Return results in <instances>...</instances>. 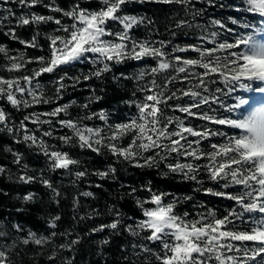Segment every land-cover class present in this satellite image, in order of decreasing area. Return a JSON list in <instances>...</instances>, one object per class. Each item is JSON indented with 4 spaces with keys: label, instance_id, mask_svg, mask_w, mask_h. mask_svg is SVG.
I'll use <instances>...</instances> for the list:
<instances>
[{
    "label": "snow or ice",
    "instance_id": "6c2138e0",
    "mask_svg": "<svg viewBox=\"0 0 264 264\" xmlns=\"http://www.w3.org/2000/svg\"><path fill=\"white\" fill-rule=\"evenodd\" d=\"M88 6H81L80 0H74L71 7L62 8L53 2L44 4V0H0V11H6L7 15L0 17V25L5 21L9 23L15 20L18 27L53 23L59 26L56 31L65 33L64 36H50V56L35 57L25 60L23 53L10 56L9 50L0 45V54H4L11 62L8 71L21 70L27 63H38L41 65L32 75H25L15 79L0 77V99L6 100L14 108L31 107L34 104L50 103L40 90L38 78L45 73H54L63 70L64 66L74 65L89 61L97 65L96 69L83 76L85 81L93 77L101 78L106 73L112 72L114 64H123L125 61L155 60L156 66L142 69L133 77L125 76L124 73L113 76L114 80L134 79L143 81L145 76L153 78L146 84L139 86V91L148 93L143 100L129 103L135 104L138 116L128 122L108 125V114L104 111L91 113L80 120L60 119L59 125L71 130V135L60 136L59 139L69 147L78 146L80 149H88L97 154L102 148H106L113 156L129 161L135 167L143 168L158 167L159 163L167 159L168 155L176 153L184 158L191 157L193 161L206 160V164L196 165L194 163H169L167 168L171 173H180L187 180L197 181L201 169L205 170L211 181L216 182L220 188L228 189L237 187L235 192L204 188L206 195L225 198L234 201L237 208L230 209L223 217H218L215 210L209 209L206 213H200L194 219H188L189 213L182 215L176 212L179 198L173 197L166 201L167 193L153 192L150 186H143L149 192L147 200H136L145 219L134 225H124V230L130 235L138 237L148 243L137 242L131 245L135 254L148 253L155 257L159 264H264V0H243L242 4L236 6L237 13L253 14L252 19H241L229 16L228 21L236 27H228V24L220 19L211 18L204 23L198 22V18L204 15L203 8H197L198 3L216 7V0H97V6L92 7V0H85ZM133 3H157L164 5H179L183 11V17L176 19L174 29L193 28L198 29L201 35L198 39L200 44H189L186 46L173 45L168 49L172 41H152L148 39H137L132 33L134 29L143 25H153L154 21L146 16L129 14L126 11L128 5ZM14 4L21 9H32L37 5H43L54 13L66 17L70 24L64 23L56 16H45L35 12L21 11L19 15L11 8L4 5ZM219 7L224 8L223 3ZM179 15V13L177 14ZM256 17H259L257 20ZM114 26H119L114 30ZM237 28L244 31H237ZM222 30V31H221ZM231 34L234 39L229 42L224 38V33ZM7 34L13 40H19L27 48H37L36 37L30 41L20 40L16 35V28L9 27ZM176 31L172 32L175 36ZM211 44L212 47L204 45ZM237 49L238 51H233ZM195 52L197 58H186L176 53ZM203 69L197 72L195 69ZM171 70L174 74L164 77L162 83H158L156 76ZM183 74V75H181ZM79 83L80 77H69L67 72L59 76L56 81L58 94L65 89V79ZM224 83L227 93L231 94L242 89L246 92L260 93V97H253L252 103L248 100L235 97L236 103L225 105L221 97L216 93L224 90L216 88L214 91L209 84ZM23 81V86L21 84ZM37 81L35 84L33 81ZM177 83L189 84L190 87H172ZM256 83L257 86L253 87ZM27 93L31 98L25 99ZM21 98H17V95ZM135 96V92L133 93ZM189 98L188 103H173L169 101H181ZM102 97L96 96L95 101ZM88 103L82 105L87 109ZM75 104L58 105L52 111L39 115L32 113L26 115L20 122L19 127H9L11 123L8 114L0 108V130L7 129L9 133L23 132L21 139L38 145L49 160V169L69 171L73 166H79L80 161L70 156L67 151L51 150L42 137L35 133L29 134L25 121L32 124H52L50 119H40L41 116L58 117L62 113L68 115V109ZM220 104L230 115H217L216 110L211 107ZM248 105L243 112H239L236 118L231 114ZM259 105V106H256ZM208 106V111H201ZM195 109V111H194ZM167 111L185 114L179 116L167 115ZM211 113V114H210ZM97 118L104 121L111 135L102 134L103 129L93 128L82 123L83 120ZM192 117L207 121L212 125L226 126L234 130L232 134L220 129L207 126L202 128L192 127L185 124V119ZM175 125L172 131L169 128ZM132 135L131 142L127 146H119L115 141ZM43 137H52L53 131H44ZM196 139L190 140L188 137ZM212 137H222L223 143H210V151H203L200 145L204 140ZM167 141V143H165ZM17 143L20 140L16 141ZM155 155L144 157L143 153L149 151ZM163 152L165 155L161 156ZM14 163L20 164L21 155L15 153ZM159 157V160H157ZM143 160V163H141ZM26 167V166H24ZM6 169L0 166V175ZM116 168L109 167L105 171H97L94 174L101 179L110 175L115 178ZM40 182L52 189L56 196L60 193L53 188L50 180L43 179ZM88 175L87 170H77L74 176L77 180ZM16 179L23 183H32L38 177L23 172ZM223 181V184H220ZM100 187L101 185H96ZM137 191L131 189V194ZM84 197H92V192L81 193ZM24 201L34 200V194H26ZM78 200V198H76ZM190 200L192 197H184ZM145 204L154 205L145 208ZM75 206V205H74ZM22 211V209H17ZM116 219L111 223L101 224L91 229V233L104 232L105 229L116 231L122 225L119 218L120 213H115ZM83 219V217H81ZM59 216L52 218L49 227L55 229ZM237 221L243 227L237 225ZM13 228L18 233H23L21 224H14ZM147 233V235H141ZM67 236L68 234H64ZM56 232L48 236H38L35 232H27L21 239L12 240L10 243L7 231L0 230V264H11L10 253L19 245L35 244L44 247L53 241ZM79 243L77 239L62 244L59 247H67L69 250ZM110 243L108 238L98 242L99 248ZM158 244L160 251L156 252L148 244ZM126 251V249H122ZM50 256L49 259H54ZM125 259L129 258L125 256Z\"/></svg>",
    "mask_w": 264,
    "mask_h": 264
},
{
    "label": "trees",
    "instance_id": "16d2710c",
    "mask_svg": "<svg viewBox=\"0 0 264 264\" xmlns=\"http://www.w3.org/2000/svg\"><path fill=\"white\" fill-rule=\"evenodd\" d=\"M53 2V0H44V4ZM74 0H54V3L62 8L71 7ZM81 6H88L85 0H80ZM243 0H216V7L207 6L204 3H198L197 8L204 9V15L198 18V22L204 23L211 18L220 19L228 24V27H236L228 21L229 16L239 17L241 19H249L252 17L248 13H237L236 6L241 5ZM223 3L224 8L219 7ZM92 7L97 6V0H92ZM5 8L11 7L17 15L21 11L35 12L45 16H56L61 18L64 23L70 24L66 17H62L59 13H54L43 5H37L32 9H21L14 4L4 5ZM126 11L129 14L137 16H146L154 21L153 25H143L133 31V35L140 40L148 39L152 41H172L168 49L173 45L186 46L189 44H200L198 37L201 35L198 29L184 28L174 29L176 19L183 17V11L179 5H164L157 3H133L127 6ZM179 13V15H177ZM7 15L6 11H0V17ZM15 27L16 35L20 40L30 41L33 36L36 37V42L39 45L37 48H27L22 45L19 40H13L8 34V28ZM59 26L53 23L40 24L38 26L28 25L18 27L15 25V20L9 23L5 21L0 25V45L5 46L9 50L10 56H15L23 53L25 60L35 57L50 56V36L60 35L63 33L57 32ZM119 26H114V30H118ZM176 31L173 36L172 32ZM222 31V30H221ZM237 31H244L237 28ZM224 38L231 42L234 37L231 34L224 33ZM212 47L211 44L204 45ZM233 51H238L233 49ZM186 58H197L195 52L176 53ZM7 56L0 54V77L5 79H15L25 75H32L41 65L32 62L27 63L21 70L8 71L10 61ZM156 61L147 59L144 61L128 60L123 64H114L112 72L106 73L101 78L93 77L91 80L85 81L84 75L94 71L97 65H93L89 61L76 63L74 65L64 66L63 70H57L54 73H45L38 78L40 90L43 96L50 103L34 104L31 107L14 108L6 100L0 99V108H3L8 114L11 123L9 127L15 125L17 128L20 122L26 115L35 113L50 112L58 105L69 104L75 101V104L68 109V115L63 113L58 117L41 116L40 119H50L52 124H32L25 121L29 134L35 133L37 137H42L49 146V151L60 150L69 152L70 156L80 161L79 166H73L71 170H55L49 169V160L43 155L38 145H32L30 142H24L21 137L23 132L9 133L7 129L0 130V166L6 169V172L0 175V230L7 231L9 234L10 243L12 240L21 239L27 232H35L38 236H48L52 232H56L57 236L53 237L52 243L41 247L35 244L23 245L19 244L10 253L11 264H159L154 256L148 253H141L139 256L131 248L133 243L142 242L138 237L130 235L124 230V225H134L140 220L145 219L141 209L137 206L136 200H147L150 198V193L144 190L143 186H150L153 192L167 193L166 201H170L173 197L179 198V203L176 212L182 215L184 212L189 213L188 219H194L200 213H206L209 209L215 210L218 217H223L232 208H237L238 205L234 201L206 195L203 192L204 188H213L215 190H223L235 192L237 187L222 189L216 182L209 179L205 170L201 169L198 174L197 181L187 180L180 173H171L167 164L169 163H194L196 165L206 164V160L193 161L191 157L184 158L172 153L167 159L161 161L156 167H135L129 161L120 157L113 156L106 148L101 149V153L97 154L88 149H80L78 146L69 147L64 145L59 139L63 135H71V130L62 127L57 123L60 119H74L89 115L91 113H100L104 111L108 114V125L128 122L138 116V109L135 104L130 101L139 102L148 93L139 91V86L146 84L153 77L145 76L143 81L134 79H118L114 80L113 76H119L124 73L125 76L133 77L142 69L156 66ZM197 72H202L203 69H195ZM67 72L69 77H80L79 83L73 80L65 79V89L59 95L61 99H57V84L59 76ZM172 73L171 70L163 72L156 76L158 83H162L164 77ZM183 75V74H181ZM217 79L218 78H214ZM37 81H33L35 84ZM23 86V81L21 80ZM211 84V83H210ZM179 88L190 87L189 84H179L175 86ZM135 92V96L133 93ZM102 97L98 102L95 97ZM17 98H21L19 94ZM25 99H31L27 93L24 94ZM186 98V97H185ZM184 98V99H185ZM89 104L87 109L82 105ZM181 101H169L170 104L182 103ZM167 115L184 117V114L179 112L167 111ZM82 123L89 127L103 129L102 134L111 135L109 128L104 121L97 118L91 120H83ZM2 128V126H0ZM174 125L169 128L172 131ZM53 131L52 137H43L44 131ZM234 130L229 129L227 132L232 134ZM132 139V135L123 137L118 143L119 146H127ZM20 140L19 143L16 141ZM167 143V141H165ZM203 145V143H201ZM149 151L143 153L144 157L155 155V152ZM15 153H20V164L14 163ZM161 156L165 153L161 152ZM159 160V157H157ZM143 163V160H141ZM26 166V167H24ZM115 167V178L111 175L106 179H101L94 173L97 171H105L109 167ZM77 170H87L88 175L76 179L74 172ZM23 172L28 175L38 177L32 183H23L16 179ZM41 174L43 179L51 181L53 188L60 193L56 196L52 189L47 188L40 182ZM220 181V184H223ZM96 185H101L97 187ZM135 187L137 191L131 194V189ZM92 192V197H84L83 192ZM34 194V200L30 202L24 201L22 198L26 194ZM190 196L192 199L185 200L184 197ZM78 198V200L76 199ZM75 205V206H74ZM154 205L145 204V208L153 207ZM22 209V211H17ZM119 212L122 225L116 231L105 229L104 232L91 233V229L98 227L101 224L111 223L116 219V212ZM59 216L60 220L56 221L57 227L50 228V222L53 217ZM83 217V219H81ZM14 224H21L24 228L23 233H18L14 230ZM237 225H240L237 221ZM64 234H68L65 236ZM147 235V233H142ZM79 243L75 244L71 250L67 247L60 248L62 244L77 239ZM108 238L110 243L99 248L98 242ZM156 252L160 251L158 244H148ZM126 249V251H122ZM55 256L54 259H49L50 256ZM125 256L129 259L126 260Z\"/></svg>",
    "mask_w": 264,
    "mask_h": 264
},
{
    "label": "rangeland",
    "instance_id": "374dc122",
    "mask_svg": "<svg viewBox=\"0 0 264 264\" xmlns=\"http://www.w3.org/2000/svg\"><path fill=\"white\" fill-rule=\"evenodd\" d=\"M249 14V13H248ZM251 15V17L253 16V14H249ZM256 19L258 20L259 17H256ZM65 33H62L61 36H64ZM8 58V57H7ZM8 60V59H7ZM9 61V60H8ZM191 86V85H190ZM209 88L211 90H215L216 88H221L224 90L223 93H216V95L220 96L221 97V100L223 101V103L225 105L227 104H233V103H236V99L235 97H240V98H243V99H246L249 101V103L251 104L252 103V98L255 96V97H260V95H251L253 92H246L242 89H237L236 92L234 93H231V94H228L227 93V88L225 87L224 83L220 82L219 79L217 80V83H214V84H209ZM243 91V93H241ZM247 93V94H246ZM247 95V96H246ZM190 102L189 101V98H185L183 99V103H188ZM256 106H259V105H256ZM211 107L213 109L216 110V114L217 115H230L229 113H227L225 111L224 108H222L220 106V104H213L211 105ZM248 105H245L243 108L237 110V113H233L231 114L233 116V118H236V116L239 114V112H243L245 108H247ZM195 111V109H194ZM201 111H208V106H204V108L201 109ZM211 114V113H210ZM185 115V114H184ZM185 124L186 125H189V126H192V127H204V126H207L209 128H213V129H220L222 131H225L227 132L229 130L228 127L226 126H218V125H212L210 124L209 122L207 121H203V120H199V119H195V118H192V117H187V119H185ZM175 127V125H174ZM190 140L192 139H196L194 137H188ZM224 142V139L222 137H212L211 140H204L202 141L203 145H200V149L203 150V151H210L211 149L209 148V145L210 143H223ZM0 242H3L2 240H0Z\"/></svg>",
    "mask_w": 264,
    "mask_h": 264
},
{
    "label": "bare ground",
    "instance_id": "6f19581e",
    "mask_svg": "<svg viewBox=\"0 0 264 264\" xmlns=\"http://www.w3.org/2000/svg\"><path fill=\"white\" fill-rule=\"evenodd\" d=\"M257 86V84L256 83H254L253 84V87H256ZM241 93H243V91L241 92ZM247 94V93H246ZM260 93H252L251 95H259ZM247 96V95H246Z\"/></svg>",
    "mask_w": 264,
    "mask_h": 264
}]
</instances>
